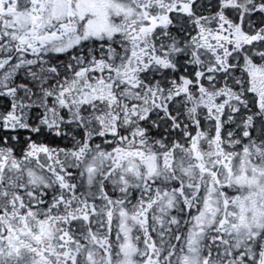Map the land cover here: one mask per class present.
Wrapping results in <instances>:
<instances>
[{
    "label": "snow or ice",
    "instance_id": "obj_1",
    "mask_svg": "<svg viewBox=\"0 0 264 264\" xmlns=\"http://www.w3.org/2000/svg\"><path fill=\"white\" fill-rule=\"evenodd\" d=\"M0 264H264V0H0Z\"/></svg>",
    "mask_w": 264,
    "mask_h": 264
}]
</instances>
